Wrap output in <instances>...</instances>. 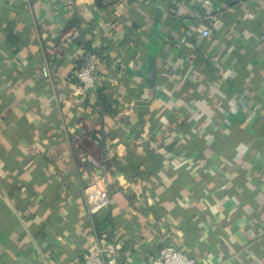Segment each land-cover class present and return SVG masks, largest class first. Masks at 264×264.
<instances>
[{
	"label": "crops",
	"instance_id": "0c3cea01",
	"mask_svg": "<svg viewBox=\"0 0 264 264\" xmlns=\"http://www.w3.org/2000/svg\"><path fill=\"white\" fill-rule=\"evenodd\" d=\"M68 1L0 0V264H82L101 189L120 264H264V0Z\"/></svg>",
	"mask_w": 264,
	"mask_h": 264
},
{
	"label": "built area",
	"instance_id": "2783aa9c",
	"mask_svg": "<svg viewBox=\"0 0 264 264\" xmlns=\"http://www.w3.org/2000/svg\"><path fill=\"white\" fill-rule=\"evenodd\" d=\"M73 0L68 1V9H72ZM220 7L211 4L210 0H202V17L209 20L208 26H198L196 31L202 36H207L211 28L220 24ZM82 55V64L76 72L78 84L74 86L76 94L81 97H94L97 91V67L98 56L79 46ZM44 77H49L46 66L42 67ZM110 205V198L104 189L99 190L88 202V213L96 215L106 210ZM82 264H120L119 252L114 239H104L91 233L89 236V249L82 254ZM141 264H195V259L187 256L178 248L170 244L162 245L155 255H147L145 262Z\"/></svg>",
	"mask_w": 264,
	"mask_h": 264
},
{
	"label": "trees",
	"instance_id": "16d2710c",
	"mask_svg": "<svg viewBox=\"0 0 264 264\" xmlns=\"http://www.w3.org/2000/svg\"><path fill=\"white\" fill-rule=\"evenodd\" d=\"M228 5L230 6L231 3H229ZM220 9L221 10H220V13H219L218 17L222 18L221 17V13H222L223 7L221 6ZM76 42H77V44L79 46L82 45L84 49L95 53V51L93 49H91L89 43H87L85 41H81V40H77ZM81 59H82V55H81ZM81 64H82V61H81ZM80 67H81V65L75 71L73 76L72 75L70 76V78H72V81H73L74 85L78 84V81H77V78H76L75 74L80 69ZM101 89L96 91V97H97V102L96 103H97V106L100 108V110L105 111L109 107H108V105H107V103L105 101V98H104V95L102 94V90ZM84 98H85V100H88L87 97H84ZM99 214L100 213H98L96 215H93L94 216V218H93V224L94 225H93V230L91 231V233L97 235L98 237H103L104 239H114V238H112V236L110 235V232H109V226L111 225L110 216L106 215L103 218H100V217L97 216ZM179 250H181V249H179ZM182 252L185 253L184 251H182ZM187 256H189V255H187ZM189 257H191V256H189ZM119 261L121 262L120 257H119Z\"/></svg>",
	"mask_w": 264,
	"mask_h": 264
}]
</instances>
